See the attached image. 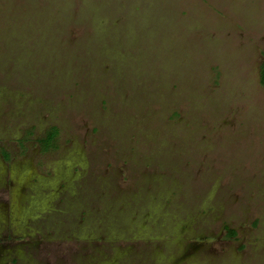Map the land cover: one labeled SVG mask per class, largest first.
<instances>
[{
	"label": "rangeland",
	"instance_id": "374dc122",
	"mask_svg": "<svg viewBox=\"0 0 264 264\" xmlns=\"http://www.w3.org/2000/svg\"><path fill=\"white\" fill-rule=\"evenodd\" d=\"M263 62L264 0H0V264H264Z\"/></svg>",
	"mask_w": 264,
	"mask_h": 264
},
{
	"label": "trees",
	"instance_id": "16d2710c",
	"mask_svg": "<svg viewBox=\"0 0 264 264\" xmlns=\"http://www.w3.org/2000/svg\"><path fill=\"white\" fill-rule=\"evenodd\" d=\"M259 82L262 87H264V62L261 64L260 71H259ZM58 136V129L56 127L50 128L46 133L43 139L39 141L40 148L43 152H48L56 148V140ZM226 237L229 239L236 238V232L234 230L229 229L228 227L225 228Z\"/></svg>",
	"mask_w": 264,
	"mask_h": 264
}]
</instances>
